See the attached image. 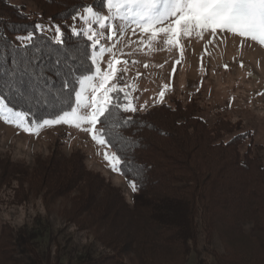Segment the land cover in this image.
Here are the masks:
<instances>
[{"label": "trees", "instance_id": "trees-1", "mask_svg": "<svg viewBox=\"0 0 264 264\" xmlns=\"http://www.w3.org/2000/svg\"><path fill=\"white\" fill-rule=\"evenodd\" d=\"M31 2L32 11L0 0V42L19 43L14 38L35 24L58 21L67 41L79 39L83 48L85 38L72 37L64 22L83 6L102 8V0ZM45 37L52 36L36 33L38 43ZM201 113L197 100L173 98L123 114L136 122L123 135L137 142L132 154L146 168L131 202L88 169L79 150L54 151L32 166L0 150V210L35 198L47 210L55 198L71 204L58 229L39 212L21 225L0 216V264H264V147L239 121L209 122ZM121 176L129 185L130 177ZM68 225L92 232L91 241L78 245Z\"/></svg>", "mask_w": 264, "mask_h": 264}, {"label": "snow or ice", "instance_id": "snow-or-ice-1", "mask_svg": "<svg viewBox=\"0 0 264 264\" xmlns=\"http://www.w3.org/2000/svg\"><path fill=\"white\" fill-rule=\"evenodd\" d=\"M71 19L66 27L72 37L85 38L83 48L79 39L68 42L59 25L40 23L17 35L19 43L0 42V121L17 129V135L38 137L58 125L90 134L97 146L114 149L104 151L103 160L113 172L130 177L133 192L144 187L146 168L132 154L137 142L123 135L136 122L123 114L144 110L147 102L138 109L135 87L122 85L129 63L117 58L125 55L123 49L129 48L128 54L176 49L182 57L185 40H202L206 34L222 41L239 37L241 46L249 41L264 46V0H102L101 9L83 6ZM51 31L54 36L37 42L36 33ZM122 63L125 67L118 68ZM180 63L175 61L173 73ZM165 90L156 103L164 101Z\"/></svg>", "mask_w": 264, "mask_h": 264}, {"label": "rangeland", "instance_id": "rangeland-1", "mask_svg": "<svg viewBox=\"0 0 264 264\" xmlns=\"http://www.w3.org/2000/svg\"><path fill=\"white\" fill-rule=\"evenodd\" d=\"M13 1L25 4L28 10L35 9L31 0ZM86 1L90 3L93 0ZM103 14H107L106 9ZM64 23L72 25L73 20L69 19ZM43 25L61 27L62 23L46 21ZM76 26L80 28L81 22L77 21ZM47 33L54 36V31ZM129 38L132 41L137 40V36L131 34ZM209 40L213 42L209 43ZM183 43L182 57L176 49L171 52L140 51L128 54L129 48L123 49L124 56L117 57L129 61L127 70L120 79L122 85L135 87L136 91L132 95L134 98L138 97L135 99L136 107L139 109L140 105H145V102H147L145 109L161 104L162 102L155 101L159 92L165 90L163 86L169 84L170 88L165 90L164 101L175 98L186 103L195 99L202 108L201 116L207 121L212 122L218 116L226 117L232 122L239 121L242 129L250 130L255 142L264 147V46L251 41L241 46L239 37L228 35L222 41L219 36L212 38L207 34L202 40L192 37ZM206 46L207 50H205ZM177 59H181V63L175 65L176 72L173 73L172 67ZM133 60L136 61L135 64L131 63ZM145 63L149 65L147 68L144 67ZM117 67L123 69L125 66L122 63ZM0 150L13 160L29 166L33 165L37 157L46 158L54 151L68 156L72 150H79L85 156L87 168L99 173L121 189L127 201L131 202L133 196L131 187L121 174L113 172L103 160L102 153L111 150L97 146L86 132L67 125H58L44 129L38 137L23 132L17 135V129L0 121ZM70 206L69 198L59 197L49 204L50 208L48 207L47 210L43 200L35 198L26 207L25 205L2 206L0 216L2 221L8 220L21 225L31 223L39 212L48 216L53 228L58 229L66 223L63 212ZM244 229L246 230L247 227L245 226ZM67 232L74 236L78 245L87 244L92 239V232H89L88 236L85 231L76 230L73 225H68ZM230 232L223 235L225 237L223 239L232 236L233 231ZM236 237L234 236L232 240L239 241ZM215 241L221 250L222 243L219 237H216Z\"/></svg>", "mask_w": 264, "mask_h": 264}]
</instances>
